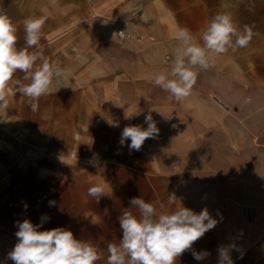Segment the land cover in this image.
I'll return each instance as SVG.
<instances>
[{
  "label": "crops",
  "instance_id": "0c3cea01",
  "mask_svg": "<svg viewBox=\"0 0 264 264\" xmlns=\"http://www.w3.org/2000/svg\"><path fill=\"white\" fill-rule=\"evenodd\" d=\"M234 3L239 22L255 25L252 42L216 57L192 95L177 102L152 84L167 67L159 58L169 54L177 24L201 32L219 0H0L17 24L19 47L24 19L46 17L44 55L75 69L68 82L39 99L35 111L14 84L8 107H0V264H13L7 256L17 243V223L39 224L44 214L49 219L41 231L71 230L92 241L104 253L98 264H106V246L122 238L117 217L130 198L157 204L159 214L180 207L168 203L172 193L184 207L197 213L206 207L218 220L193 245L209 255L196 260L186 251L177 264H217L218 248L227 245H235L231 257L239 264L264 239V0ZM118 30L129 39H120ZM73 48L87 63L65 58ZM150 109L159 135L139 151L121 146L122 129L147 127ZM45 150L69 153V170L64 173L54 158L52 174L63 186L75 185L74 193L71 187L64 192L78 199L57 207L44 203V157L30 161L18 153ZM94 184L106 185L98 203L87 194Z\"/></svg>",
  "mask_w": 264,
  "mask_h": 264
},
{
  "label": "clouds",
  "instance_id": "9594fccd",
  "mask_svg": "<svg viewBox=\"0 0 264 264\" xmlns=\"http://www.w3.org/2000/svg\"><path fill=\"white\" fill-rule=\"evenodd\" d=\"M234 7V0H219V10L199 33L177 24L170 37L173 43L169 54L159 58V62L167 67L154 74L153 86L181 102L192 95L200 74L215 66L216 57L247 48L256 35L255 25L241 24ZM46 19L43 16L24 19V45L19 47L17 24L6 10L0 8V107H8L10 84L16 85L18 93L32 101L30 107L35 111L41 97L57 91V83L72 78L75 69L62 67L44 55L41 40ZM71 52L73 55L68 51L63 55L69 60L74 58L79 64L87 63L88 58L77 48ZM17 73H22L21 79L27 83L15 79ZM128 118L131 116H126ZM109 124L119 127L114 121ZM144 124L147 127L125 126L120 145H126L129 151H139L146 140L159 135L152 109L145 115ZM128 141L130 143H126ZM105 187V184H94L87 189V194L98 203L105 196ZM177 202L180 207L157 214V204L142 197L130 198V207L123 208L117 217L122 238L118 243L107 244L106 264H177L186 251H191L196 260H204L209 253L197 252L193 245L214 229L218 220L206 207L197 213L184 207L174 193L169 194L168 203ZM54 205L55 201H49V206ZM48 219L44 214L39 224H33L29 219L17 223V243L7 256L13 264H98L104 258V253L92 241L77 239L67 228L41 231ZM234 248L235 245L220 246L217 264H234L231 257Z\"/></svg>",
  "mask_w": 264,
  "mask_h": 264
},
{
  "label": "rangeland",
  "instance_id": "374dc122",
  "mask_svg": "<svg viewBox=\"0 0 264 264\" xmlns=\"http://www.w3.org/2000/svg\"><path fill=\"white\" fill-rule=\"evenodd\" d=\"M22 138V137H20ZM19 138V139H20ZM46 143H51V137L50 139H47L46 137ZM62 143H68V137H62ZM21 155V157H25L30 159V161H36L37 157L42 158L44 157L45 160V166H46V179H45V198H44V203L49 204V201H55V206L57 207L58 205L56 202H68L69 199H75L76 197L74 195H69L68 193L64 192L65 188L71 187L72 192L76 189H74L75 185H70L68 183L62 184L57 183L56 179L54 177V174H52V169H53V160L54 158L56 160H59L62 165V170L63 172H67L69 170V158H65V156H68L69 153L61 152V153H53L49 152L48 150H45L44 152H21L18 153ZM72 154V153H71ZM74 155V154H73ZM65 165H64V164ZM79 163V161H78ZM81 164H84L83 162H80ZM79 166V165H78ZM84 168V167H83ZM63 172L60 173V175H64ZM58 175V174H57ZM79 185L77 184L76 187ZM78 193V190H77ZM79 196L77 195L78 199ZM239 264H264V239L253 248L251 249L248 253H246L239 261Z\"/></svg>",
  "mask_w": 264,
  "mask_h": 264
},
{
  "label": "built area",
  "instance_id": "2783aa9c",
  "mask_svg": "<svg viewBox=\"0 0 264 264\" xmlns=\"http://www.w3.org/2000/svg\"><path fill=\"white\" fill-rule=\"evenodd\" d=\"M122 31L121 30H118L117 31V36L120 38V39H129V35H126L125 33H121Z\"/></svg>",
  "mask_w": 264,
  "mask_h": 264
}]
</instances>
